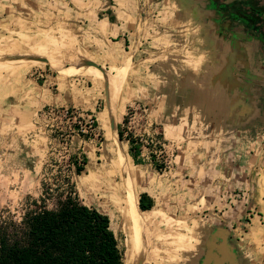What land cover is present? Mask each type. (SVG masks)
<instances>
[{
  "label": "crops",
  "instance_id": "0c3cea01",
  "mask_svg": "<svg viewBox=\"0 0 264 264\" xmlns=\"http://www.w3.org/2000/svg\"><path fill=\"white\" fill-rule=\"evenodd\" d=\"M73 12L98 17L89 23L79 20L70 28V46L64 44L50 54L47 42L40 37V41L35 35L25 40L24 48L37 52L41 49L36 59L48 65L56 63L57 72L68 69L62 67L63 63L77 64L75 83L65 87L64 92L59 86H63L62 82L56 80L41 86L44 105H78L95 117L97 127L116 109V130L128 105L123 102L124 94L133 96L130 102L158 104L160 108L167 105L176 114L186 111L189 123L193 113H199L207 128V141L214 145H210L208 154L197 156L199 163L188 161L179 168L193 176L184 182L193 191L190 214L176 222L177 231L159 238L173 239L168 244L175 248L168 253L182 255L179 264H257L253 262L255 257L264 252V107L258 110L259 99H255L258 96L253 90L264 77V58L258 57L259 62L254 54L261 41L246 34L240 36L234 28L219 22L208 0L205 5L197 0H137L134 9L120 12L109 7L97 11L74 8ZM225 32L230 33V38ZM89 62L97 66L85 65ZM57 76L53 75V79ZM86 80L96 87H86ZM100 88L103 92L98 93ZM100 97L104 98L102 109L97 106ZM113 98L119 103L113 105ZM225 116L228 120H224ZM126 147L128 150L127 140ZM127 157L126 171L132 160L135 172L130 170L129 175L137 187L136 192L132 190L136 196L128 192L127 205L133 200L138 209V197L146 193L153 201L152 220L161 217L159 204L167 191V187L162 190L159 186L161 172L150 162L135 164L131 156ZM179 166L181 163L173 165V170L176 172ZM123 174L129 185L127 173ZM168 182L165 178L164 183ZM235 191H240L242 198H234ZM150 210L138 209V217ZM245 223L248 226L241 232L239 224ZM127 226L130 251V215ZM245 238L251 246L237 245ZM141 260L142 240L140 263ZM129 261L128 257L124 259L125 264Z\"/></svg>",
  "mask_w": 264,
  "mask_h": 264
},
{
  "label": "rangeland",
  "instance_id": "374dc122",
  "mask_svg": "<svg viewBox=\"0 0 264 264\" xmlns=\"http://www.w3.org/2000/svg\"><path fill=\"white\" fill-rule=\"evenodd\" d=\"M197 1L205 5V0ZM256 1L264 6V0ZM136 5L137 0H0V209H7L4 214L19 219L29 203L40 197L41 181L46 180L54 187L57 183L56 177L64 168L62 165L65 160L73 154H85L87 164L84 170L80 175L73 176L76 190L83 203L108 215L124 264L126 257L130 258L131 262L134 259L132 254V257L129 255L127 226V195L129 191L133 193V189L137 191L135 179L129 175L131 171L133 174L135 172L132 160H129L130 168L126 171L129 178L127 185L116 161V154L110 146L112 141L107 138L102 122L99 121L100 125L93 130V137L85 139L78 134L76 126L82 124L85 131V124L91 123L92 115L86 114L87 112L78 105H44V100L40 98L41 86L50 84L51 79L56 80L62 82L63 86H59L64 92L65 87H72L75 83L77 74L74 66L77 64L63 63L62 67L65 65L68 69L63 68L67 70L57 72L56 63L51 62L48 65L36 59L37 53L43 52L41 49L37 52L31 48L25 49L24 46L25 40L34 35L36 40L40 37L44 43L47 42L50 54L58 52L56 49H61L64 44L70 46V28L79 20L83 22L85 19L89 23L98 17L95 14L77 15L73 12L74 8L97 11L109 7L120 12L121 9H134ZM217 16L219 22L234 28V32H239L240 36L246 34L249 38L260 40L254 33H250L245 25L220 14ZM225 34L230 38V33ZM240 39L243 40L244 37ZM260 41L259 51L253 52L259 62L258 57L264 58V41ZM247 46L252 48V45ZM55 74H58V78L53 79ZM260 83L256 84L257 87L253 90L258 96L255 99H259L256 100L259 111L264 107V77ZM84 85L91 86V90L96 87L91 80H86ZM100 91L103 92V89L100 88L98 93ZM259 93L260 95H257ZM132 97L129 94L123 95V102H128L127 109L122 114L128 116L124 132L133 133L143 144L140 157L143 163H151L153 154L155 162L164 165L163 170L159 171L161 176L158 178L162 182L159 186L162 190L167 187V191L163 193L164 199L159 204V210L163 212L161 217L157 216V219L152 220L153 209L145 212L144 217L139 213L142 240L140 264H179L183 256L168 253L175 248L173 244H168L173 239L163 237L177 231L176 222L180 223L186 214H190L189 205L193 203L190 196L193 191L191 185L184 182L187 180L185 178L193 176L184 174L182 168L184 162L199 163L197 156L208 154L210 145L213 146L214 143L207 141V128L199 113H193V120L189 123L187 119L190 118L186 117V111H177L176 114L169 110L167 105L160 108L158 104L130 102ZM100 98L101 102L99 101L97 106L102 109L104 98ZM116 100L113 98V105L119 103ZM121 111L120 109L119 119ZM224 118L228 120V117ZM122 145L127 157L129 154L125 140ZM180 163L181 166L175 172L173 165ZM180 167L182 168L179 169ZM165 178L169 179L168 185L164 183ZM234 193V198H242L240 191ZM47 204L50 207L53 201L49 200ZM241 215L244 216V212ZM239 226L242 232L248 225L245 223L244 227L240 224ZM179 230L183 231L180 228ZM179 241L177 239V243ZM245 243L248 247L252 244L245 238L237 245L245 246ZM161 250L162 253L159 252ZM262 253L255 257L253 262L264 264V252Z\"/></svg>",
  "mask_w": 264,
  "mask_h": 264
},
{
  "label": "trees",
  "instance_id": "16d2710c",
  "mask_svg": "<svg viewBox=\"0 0 264 264\" xmlns=\"http://www.w3.org/2000/svg\"><path fill=\"white\" fill-rule=\"evenodd\" d=\"M212 5L221 13V7ZM223 8L232 14L242 10L258 16L254 27H246L264 41V6L256 0H233ZM91 120L85 124V131L82 124L76 126L85 139L93 137L97 127L93 115ZM127 123L125 114L117 125L118 138L128 141V154L134 163H143V144L133 133L125 134ZM151 163L157 171L163 170L164 165L156 163L153 154ZM86 164L85 154L68 157L56 177V185L41 181L40 197L29 203L19 219L4 214L7 209H0V264H124L108 215L83 203L76 190L73 176L80 175ZM49 200L53 201L50 207ZM152 205L146 193L139 195L138 209L150 210Z\"/></svg>",
  "mask_w": 264,
  "mask_h": 264
},
{
  "label": "bare ground",
  "instance_id": "6f19581e",
  "mask_svg": "<svg viewBox=\"0 0 264 264\" xmlns=\"http://www.w3.org/2000/svg\"><path fill=\"white\" fill-rule=\"evenodd\" d=\"M111 111V109H110ZM110 115L108 118L105 117L103 120V126L105 127L106 136L107 138L111 139V148L114 150V154H116L115 158L116 161L119 163L122 172L126 174L127 168V159L125 148L122 145V140L118 138L117 130H116V123L118 121V115L116 109H113L109 112ZM105 116V115H104ZM100 117L102 120L103 117ZM132 198V197H130ZM129 215H130V243H131V250L130 256L134 257L132 262H127V264H140L141 259V235H140V222L138 217V209L132 201L129 202ZM132 254V255H131Z\"/></svg>",
  "mask_w": 264,
  "mask_h": 264
},
{
  "label": "flooded vegetation",
  "instance_id": "af4514ba",
  "mask_svg": "<svg viewBox=\"0 0 264 264\" xmlns=\"http://www.w3.org/2000/svg\"><path fill=\"white\" fill-rule=\"evenodd\" d=\"M233 0H231L230 2H232ZM228 2V0H211L210 3L211 4H216L218 7H221V13H219L217 11V9L214 8V10H216L217 14H220V16H230L228 18L232 19L234 22L236 23H240L243 24L245 26H252L254 27L258 21V16H255L253 14H251L248 11H242V10H237L238 12H236L235 14L232 13H228V11H226L223 7L225 4L230 3Z\"/></svg>",
  "mask_w": 264,
  "mask_h": 264
},
{
  "label": "water",
  "instance_id": "95a60500",
  "mask_svg": "<svg viewBox=\"0 0 264 264\" xmlns=\"http://www.w3.org/2000/svg\"><path fill=\"white\" fill-rule=\"evenodd\" d=\"M89 64H91V65H94V66H97L95 63H93V62H89Z\"/></svg>",
  "mask_w": 264,
  "mask_h": 264
}]
</instances>
